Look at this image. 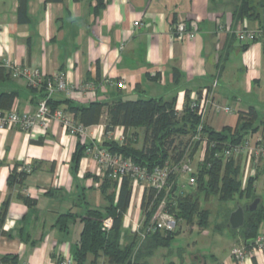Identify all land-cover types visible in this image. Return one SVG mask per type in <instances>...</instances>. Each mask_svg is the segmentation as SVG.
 Returning a JSON list of instances; mask_svg holds the SVG:
<instances>
[{"label":"crops","instance_id":"crops-1","mask_svg":"<svg viewBox=\"0 0 264 264\" xmlns=\"http://www.w3.org/2000/svg\"><path fill=\"white\" fill-rule=\"evenodd\" d=\"M237 3L107 0V5L95 13L96 0H28L29 20L20 23L19 0H0V93L14 91L12 105L17 103L21 110H34L40 97L25 78L8 75L11 71L6 62H11L38 69L45 77L62 73L75 87L70 95L58 91L51 96L62 109L69 106L67 100L86 105L111 101L119 95L123 99L176 97L178 111L183 110L187 99L204 105V123L221 131L226 126L235 128L239 114L254 107L258 130L246 139L264 143V40L248 42L237 37L240 30L264 28V0H255L258 20H235ZM136 21L142 24L136 26ZM181 21L195 25L194 38L180 40L175 36L176 24ZM175 68L181 73L178 81L174 80ZM120 80L125 81L123 88L116 86ZM87 83L93 85L92 89L82 90L81 85ZM227 106L231 110L223 111ZM105 119L106 112L83 137L70 134L56 120L46 128L36 126L29 131L0 129V211L10 197L5 221L0 223V258L17 254L19 264H57L60 258H74L83 224L80 219L79 225L75 224L77 220L70 222L65 232L56 225L58 216L70 210L83 215L88 206L103 209L108 204L100 189V167L93 156L86 152L78 171L73 169L78 141L87 145L123 143L130 135L138 143L143 135L141 128L125 126L106 132ZM134 132L138 135L133 136ZM204 151L201 144L197 151L200 160ZM240 158L245 184L259 168L247 155ZM25 164L34 167L32 172L22 185L10 187L11 171ZM87 173L98 176L99 181L87 177ZM255 185L261 197L264 172ZM132 187L123 220L125 229L141 219L145 187L133 183ZM18 194L29 196L35 204L27 206ZM262 232L264 222L259 230ZM203 233L210 236L207 229ZM212 235L205 244L212 250L195 251L188 264H264V250L250 249L242 261L233 256L234 247L245 246L239 233L224 230ZM224 236L229 237L227 241Z\"/></svg>","mask_w":264,"mask_h":264},{"label":"trees","instance_id":"trees-1","mask_svg":"<svg viewBox=\"0 0 264 264\" xmlns=\"http://www.w3.org/2000/svg\"><path fill=\"white\" fill-rule=\"evenodd\" d=\"M106 5L107 0H96L95 13ZM259 17L260 12L255 0H238L233 10L235 20L244 18L258 20ZM18 18L20 23L28 22V0H19ZM260 31L264 33V28ZM246 47L247 45H243V48ZM180 74V71L175 68V81H178ZM8 75L11 76L12 73L9 72ZM32 88L40 93L38 102L47 97L46 81L42 82L40 87ZM15 97L14 91L1 92L0 109H10ZM67 102L69 106L64 110L73 113L75 120L84 126L89 127L100 123L106 112V132L114 130L116 126L141 128L144 135L141 147L135 145L136 138L130 135L126 136V141L123 143L109 141L104 143V146L113 152L131 157L137 165L148 171H153L157 166L177 165L186 155L193 157L200 149L204 138L208 142L197 171L190 174L196 178L195 189L194 185L187 181L188 191H185L180 183L178 172L174 171L170 175L167 189L157 192L151 187H145L141 203L140 226L137 230L123 232V220L130 206L133 190L132 179L128 176H125L119 184L118 180L108 175L102 178L100 189L108 201L103 209L88 206L83 215H77L71 210L61 213L56 220V225L62 231L67 232L70 222L77 219H80L83 224L73 256L76 264H153L150 260L160 249L170 247L180 232L174 228L160 227L148 230L159 206L164 201L163 210L175 218L176 224L184 221L192 227L198 225L205 230L209 227L211 213L202 207L201 196L205 200L209 196H214L220 202L217 214L222 219L216 222L214 231L228 230L232 234L239 233L245 246L250 247L264 222L262 199L256 210L245 211V221L241 228L237 230L230 228L229 216L237 204H242V200L246 201L245 205L252 203L258 197L261 198L256 192L255 183L258 175L264 172V160L261 161L262 163H255L259 168L257 174L249 176L244 184L240 155L225 159L224 151L242 143L249 134L258 130V126L255 125L258 114L254 107H250L246 113L239 114V123L235 128L226 126L221 131H217L204 123L203 116L198 113V107H193L189 99L185 101L182 111L176 109V97L169 100L162 97L123 99L119 95L111 101H93L86 105L73 104L70 100ZM48 103L52 110L59 108V102L53 98H49ZM137 135L138 132L133 133V136ZM89 146L78 141L72 156L75 171H78ZM28 174L25 170H19V166H15L8 177L9 186L22 185ZM86 176H93L96 181H99L96 175L87 173ZM18 198L29 207L35 204L33 199L24 194H18ZM232 202H235V206L230 207L229 204ZM9 203L10 197L3 203L0 211L1 224L5 221ZM107 217L112 218L110 229L104 226ZM142 234L145 237H142ZM123 237L126 240L124 245L121 244ZM62 259H58L57 264ZM19 262L17 254H7L0 258V264H19ZM169 264L174 263L171 260Z\"/></svg>","mask_w":264,"mask_h":264},{"label":"built area","instance_id":"built-area-1","mask_svg":"<svg viewBox=\"0 0 264 264\" xmlns=\"http://www.w3.org/2000/svg\"><path fill=\"white\" fill-rule=\"evenodd\" d=\"M139 21L135 22L136 26L141 25ZM175 36L182 39H192L196 36L195 25H189L185 21H181L176 24ZM237 37L241 41H254L264 40V33L262 31L254 30H240L237 33ZM6 66L10 69L13 77H22L27 80V83L31 87H40L42 82L46 81L47 84V97L41 99L34 110H21L17 103L13 104L10 109H0V129L18 127L20 129L29 131L36 126L48 127L52 120L58 121L67 132L72 135L83 137L88 134V127L75 120L74 114L65 111L64 109L58 108L52 110L48 99L56 92H65L70 95L75 87L68 84L66 77L62 73H55L49 77L38 69H34L28 66H17L11 62H6ZM125 84L124 80H120L116 83V86L123 88ZM216 84V82L214 83ZM82 90L92 89L93 85L87 83L81 85ZM193 107H198V113L204 114L205 106L199 105L196 101L191 104ZM223 111L228 112L231 110L230 107H223ZM204 150L207 147V139L204 138L202 141ZM90 153L97 164L99 165V175L104 178L110 176L115 180L121 181L125 176L132 179V183L139 187H151L157 192H161L168 188V182L171 173L183 172L186 174L193 173V169L190 165V161H183L177 165H166L157 166L153 171H148L137 165L131 157H127L122 153L113 152L109 148L105 147L102 143L90 145L87 150ZM247 155L249 159L253 160L254 163H259L264 160V143L253 142L249 139L244 140L242 143L231 146L224 151L225 159L231 156ZM20 170H25L27 173L32 172V165L25 164ZM189 184L194 185L196 178L190 176L188 179ZM97 185V183H96ZM104 226L107 229L112 227V218L107 217L104 221ZM140 224L138 223V228ZM176 226V220L173 216L166 213L161 207L160 218L154 222L148 228V230H155L156 227L173 229ZM142 237H145L142 234ZM264 250V232L259 233L257 237L252 241L250 247L237 246L232 249V254L238 260H244L249 250ZM59 264H76L74 258L64 257Z\"/></svg>","mask_w":264,"mask_h":264},{"label":"rangeland","instance_id":"rangeland-1","mask_svg":"<svg viewBox=\"0 0 264 264\" xmlns=\"http://www.w3.org/2000/svg\"><path fill=\"white\" fill-rule=\"evenodd\" d=\"M186 139H188V138H186ZM135 145H137L138 147L143 145L142 133H141L140 141L138 143H136ZM188 160L190 161V165H191L193 171H197V167H198V164L200 162L199 153L198 152L195 153V155L193 157H191V156L189 157L186 155L183 158V160H181L179 163H181L183 161H188ZM178 177H179L180 183L183 185V189L185 191H188L187 181L190 177V174H186V173L179 171ZM195 187L196 186L194 185L193 188L195 189ZM261 197L264 200V194H261ZM244 203H246V201L244 202V200H242L241 205H244ZM201 204H202L203 208L208 209L211 213L210 224H209V227L207 228V231L210 233V236L204 234L203 233L204 229H201L198 225H194L192 227L184 221H179L176 224V226L174 227L175 230L180 231L178 236L173 240L170 247L160 249L158 251V253L156 254V256H154L150 260L151 263L169 264L172 260V262L174 264H181V262L183 263V261H184V264H188L193 258L192 253H195V251L201 252L204 250L205 252H209V250L210 251L212 250L211 249L212 247L209 244L208 245H205V244H207L209 242L210 238L213 237L212 232H215L214 227H215L216 222L218 223L222 219V217L218 216V214H217L219 212V209H220V202L214 196H209L208 199H206V200L203 198V196H201ZM234 204H235V202H232L229 205H230V207H233V206H235ZM163 206H164V201L161 204V206H159L156 213L154 214V216L152 218V222L156 221L158 219V217L160 218L161 207L163 209ZM139 222L136 221L132 228H126V229L123 228V232L127 233L129 231L137 230ZM79 223H80V221L77 220L75 224L79 225ZM223 238L225 239L224 241H227L229 237L224 236ZM125 243H126V240H125V237H123L121 244L124 245Z\"/></svg>","mask_w":264,"mask_h":264},{"label":"water","instance_id":"water-1","mask_svg":"<svg viewBox=\"0 0 264 264\" xmlns=\"http://www.w3.org/2000/svg\"><path fill=\"white\" fill-rule=\"evenodd\" d=\"M261 202L260 198H256L252 203L241 205L237 204L236 208L230 213L229 227L237 230L241 228L245 221V211L256 210Z\"/></svg>","mask_w":264,"mask_h":264}]
</instances>
